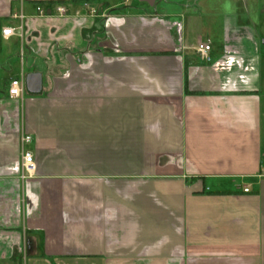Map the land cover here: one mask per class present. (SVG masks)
<instances>
[{"label":"crops","instance_id":"0c3cea01","mask_svg":"<svg viewBox=\"0 0 264 264\" xmlns=\"http://www.w3.org/2000/svg\"><path fill=\"white\" fill-rule=\"evenodd\" d=\"M48 1L0 0V264H264V0Z\"/></svg>","mask_w":264,"mask_h":264},{"label":"built area","instance_id":"2783aa9c","mask_svg":"<svg viewBox=\"0 0 264 264\" xmlns=\"http://www.w3.org/2000/svg\"><path fill=\"white\" fill-rule=\"evenodd\" d=\"M129 1V0H124ZM37 11L40 14H43V10L40 7H37ZM56 11L60 14L64 13V7L59 5L56 7ZM14 28L10 26H4L1 28V34L4 37H10L14 34ZM195 52L199 55L201 59H205L207 61L210 60L209 52L211 50V46L205 42L198 41L194 47ZM24 84L22 78L12 79L9 83L8 94L10 97H21L23 95ZM31 139L30 135H24L22 137V142H29ZM21 177L25 178L28 175H31L35 172L36 164L33 158L32 153L29 150H23L21 156ZM244 191H248V187H244Z\"/></svg>","mask_w":264,"mask_h":264},{"label":"rangeland","instance_id":"374dc122","mask_svg":"<svg viewBox=\"0 0 264 264\" xmlns=\"http://www.w3.org/2000/svg\"><path fill=\"white\" fill-rule=\"evenodd\" d=\"M20 56L22 57V61L21 60L17 61V69H16L17 73L21 69L24 70L25 73H27L28 71L30 72L32 70H35V71L43 73V76H44V67H42L38 63H31L28 59L27 54L23 53V51H22V54H20Z\"/></svg>","mask_w":264,"mask_h":264},{"label":"water","instance_id":"95a60500","mask_svg":"<svg viewBox=\"0 0 264 264\" xmlns=\"http://www.w3.org/2000/svg\"><path fill=\"white\" fill-rule=\"evenodd\" d=\"M26 86L29 91H37L39 87L40 75L39 74H29L26 76ZM34 86V88H32Z\"/></svg>","mask_w":264,"mask_h":264},{"label":"trees","instance_id":"16d2710c","mask_svg":"<svg viewBox=\"0 0 264 264\" xmlns=\"http://www.w3.org/2000/svg\"><path fill=\"white\" fill-rule=\"evenodd\" d=\"M63 0H49L48 2L52 3V2H62Z\"/></svg>","mask_w":264,"mask_h":264},{"label":"flooded vegetation","instance_id":"af4514ba","mask_svg":"<svg viewBox=\"0 0 264 264\" xmlns=\"http://www.w3.org/2000/svg\"><path fill=\"white\" fill-rule=\"evenodd\" d=\"M124 1V0H123Z\"/></svg>","mask_w":264,"mask_h":264}]
</instances>
